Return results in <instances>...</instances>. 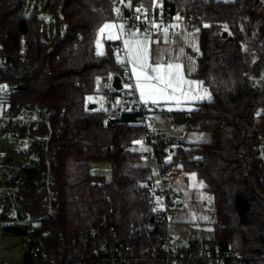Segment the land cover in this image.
Wrapping results in <instances>:
<instances>
[{
    "label": "trees",
    "instance_id": "1",
    "mask_svg": "<svg viewBox=\"0 0 264 264\" xmlns=\"http://www.w3.org/2000/svg\"><path fill=\"white\" fill-rule=\"evenodd\" d=\"M131 1L140 9L155 5V0ZM28 3L0 0V43L7 55L0 84L12 87L6 94L12 106L40 105L55 112V123L62 122L53 141L60 203L55 220L41 218L42 198L32 186L37 169L21 170L27 185L21 200L26 213L38 217L30 236L39 259L46 254V260L71 264L81 255L72 240L96 230L97 238H87L88 250L108 246L115 256L117 247H130L126 253L140 259L123 264H165L158 236L165 226L149 230L152 219L158 220L153 174L134 165L146 155L133 150L142 142L143 116L127 104L121 117L106 125L105 112L91 110L86 101L95 94L98 78L122 74L119 44L104 41L103 55H98L99 30L114 20L113 6L108 0H43L29 12ZM173 5L200 16V50L192 56L195 77L210 96L186 114L184 128L212 132L213 139L192 146L176 141L157 159L165 168L195 174V184L213 194L217 222L209 243L214 248L236 251L243 259L239 264H264V167L255 150L264 135V114L258 120L255 114L264 107V0H174ZM97 162L112 163L111 179L92 172ZM73 264L122 262L113 257Z\"/></svg>",
    "mask_w": 264,
    "mask_h": 264
},
{
    "label": "built area",
    "instance_id": "2",
    "mask_svg": "<svg viewBox=\"0 0 264 264\" xmlns=\"http://www.w3.org/2000/svg\"><path fill=\"white\" fill-rule=\"evenodd\" d=\"M108 1L113 8L119 3V0ZM165 4H168V6L166 7ZM173 4L174 0H155L152 10L138 8L139 11H133L123 8L122 20H116V22L121 23L127 31L138 30L148 35L165 33L175 38L184 32H196V25L200 20V16ZM125 11H128L129 15H126ZM117 55L122 59H127L128 55L124 46L117 45ZM6 61L7 55L4 52V45L0 43V66ZM121 69L122 74L118 76L122 85L120 91L114 87L116 76L110 74L104 79L106 84L104 94L108 102L105 111V124L111 125L116 122L128 104L134 114H142L141 124L144 127V133L141 140L144 144L153 148V155L157 159L158 152L165 154L174 146L176 141L167 138L157 127L156 122L148 117L151 108L141 100L139 92L134 87L135 77L132 76L129 62L121 64ZM127 85H133V87H126ZM3 87L0 84V136L31 139L34 141V145L39 147L38 164L33 167L37 169V176L32 180V186L35 193L42 198L41 218L46 221L55 220L60 210V203L58 191L55 188V175L52 171V160L56 152L53 148V141L61 133L62 122L55 123V112L40 105L33 108L12 106L7 95L4 98L1 97ZM161 112V108L155 110V113ZM255 114L256 120H258L259 116L264 114V107L258 108ZM255 150L264 167V135L260 138ZM15 157L16 155L10 151L0 149V221L3 219H19V216L23 218V212H26L25 204L21 200L22 193L27 190L26 178L23 172H16L11 169ZM157 160L160 170V187L157 188V202L153 206V211L158 220L156 221V217H154V221L149 224V230L153 232L159 228V225L165 226V229L158 235L162 240V258L165 264H177L179 261H196L199 264H239L243 259L234 250L223 247L214 248L206 241H197L193 247L184 250L174 241L169 227L171 215L179 209L180 203L177 193L172 189V184L183 178L185 173L175 166L165 168L163 163L159 159ZM201 161L203 160L201 159ZM155 183L154 181L153 184ZM208 208L215 210L214 205ZM19 226L27 231L26 235L21 234L20 236V248L23 255L19 261H10L5 260L0 254V264H57L54 258L46 260V254H43L44 259H39L40 249L34 247L30 231L23 225ZM88 237L97 238V231L81 233L72 240L75 249L81 248V255L80 258L72 260L71 264L94 258L112 260L114 257L118 258L122 264L140 259V257L126 253L129 252L130 247H117L115 256L113 255L114 250L108 246L88 250Z\"/></svg>",
    "mask_w": 264,
    "mask_h": 264
},
{
    "label": "crops",
    "instance_id": "3",
    "mask_svg": "<svg viewBox=\"0 0 264 264\" xmlns=\"http://www.w3.org/2000/svg\"><path fill=\"white\" fill-rule=\"evenodd\" d=\"M116 20L122 19L115 15L114 20H112L120 36L119 40L114 44H119L125 47V40L144 41L145 46L148 49L149 62H152L153 65L157 60H161L165 64L172 63L174 65H183L186 63L187 74L191 77H195L196 65L192 54L198 53L200 50V39L196 32H184L175 38L170 37L165 33L148 35L140 31H127L124 29L123 25L121 23H117ZM198 82L200 83L198 85H194V89L189 91L192 96L191 100L179 103L174 102L166 106L164 104V110L162 109L161 113H154L153 115L156 120L157 127L164 135H166L167 138L175 141L181 140L188 146L209 143L213 139L212 132L190 131L185 129L184 125L177 126L174 124V119L178 115L186 117V114L196 110L202 102L196 97V95L201 93L203 95L204 92L202 81L198 79ZM150 103L151 101H149L147 105ZM174 113H178V115L174 117ZM133 150L138 153L146 154L141 161L135 163L134 165L149 168L152 171L154 181L156 182L154 185L156 189L159 188V162L157 159H152L153 148L143 142H139L133 146ZM97 163L100 164H97V166H103L104 168H100V171L92 170V172L96 175L106 176L105 170L108 172L111 170V173L109 172L107 174L109 176L111 174L112 178V163ZM111 178L107 177V179ZM172 189L177 193L180 203L179 209L171 215V223L169 227L174 241L182 247L189 245L190 242L212 241L215 238L213 226L217 222V215L215 210H210L208 207L214 205L213 194L204 188L197 186L190 175H185L183 178L173 182ZM3 241L4 240H0V246L2 247L5 246V243H2ZM10 256L16 257V254H12ZM3 258L8 260L5 257Z\"/></svg>",
    "mask_w": 264,
    "mask_h": 264
},
{
    "label": "rangeland",
    "instance_id": "4",
    "mask_svg": "<svg viewBox=\"0 0 264 264\" xmlns=\"http://www.w3.org/2000/svg\"><path fill=\"white\" fill-rule=\"evenodd\" d=\"M43 0H29L28 3V8H29V12H33L35 8H40L41 7V3ZM126 8L129 10H137L138 7L135 6L131 0H119V3L115 6L114 8V14L118 17L121 18L123 17L122 14V9ZM47 16V19H50L51 16L50 15H45ZM106 24H112L114 25V23L112 21L106 23ZM112 36V39H109V36ZM119 33L116 27H113L111 29H106L105 32L103 34L99 33V51H103V45H104V41H111L113 43H116L119 40ZM117 54V53H116ZM118 58V62L120 64H123L124 62H129L128 61V56L127 59H122L120 57ZM123 60L124 62L121 63L120 61ZM151 64H153L152 62H149ZM130 64V63H129ZM186 63L181 65V71L184 75V78L186 80L189 81H197L198 79H196V77H191L189 74H187V68H186ZM189 69V68H188ZM11 86H4L3 89L1 90V97H5V95L7 94V92L11 91ZM106 88V84L104 83V80L102 78H98L97 82H96V92L94 95L88 96L86 101L88 104H94L97 105L98 110L105 112L107 110L108 107V102L105 98V91ZM196 88V87H195ZM194 89V85L192 86V89ZM188 86L185 85L184 86V93H186V95H181L180 93H177L176 95L178 97H180L179 102H184V101H188L191 100V93L189 91ZM196 97H199L197 99H200L201 101L203 100H208L210 99L209 94L204 91L203 95L202 93L199 95H196ZM91 98V99H89ZM194 101V100H193ZM177 103V101L175 100H169V101H160L158 104H154V103H150L148 104V106L151 108V111L149 114V118L153 119L155 122V118L153 117L155 110L157 108H161L163 109V105H169L172 103ZM164 110V109H163ZM190 131H194V130H190ZM177 141H181V140H177ZM0 149H6L8 151H10L11 153L15 154L16 157L14 158L12 164H11V169L13 171H21L24 168H33L38 164V160H39V147L34 145V141L31 139H27V138H22V137H13V136H0ZM171 156L169 154L164 155L163 160L164 161H170ZM153 160H156V156H152ZM96 163L92 166V170L94 171H100V168H104L103 166H97ZM100 165V164H99ZM106 172V176L109 178H111V174L110 176L107 173H111V170H109V172L107 170H105ZM1 217V215H0ZM34 222H38V217H33L28 215L26 212H23V218L22 220L19 219H3L0 221V240H4L2 243H5V246H0V254L7 258L8 260L11 261H19L23 255V252L20 248L21 245V237L17 236V235H11V236H5L4 235V228L8 227V226H19V225H29V231L31 232V230L34 228L35 224ZM1 243V242H0ZM12 254H16V257H11L10 255Z\"/></svg>",
    "mask_w": 264,
    "mask_h": 264
},
{
    "label": "snow or ice",
    "instance_id": "5",
    "mask_svg": "<svg viewBox=\"0 0 264 264\" xmlns=\"http://www.w3.org/2000/svg\"><path fill=\"white\" fill-rule=\"evenodd\" d=\"M113 27L115 25L105 24L99 31L103 34L106 29ZM108 38L112 39L113 37L110 35ZM99 43L98 40L97 44L99 45ZM124 44L127 49L129 63L131 64V73L135 77L134 87L139 92L140 98L144 103L147 104L151 101L154 104H158L160 101L169 100H175L179 103L180 97L176 94L186 95L184 93L185 85L191 90L193 85L200 83L186 80L179 64H165L161 60H157L154 65L149 63L148 49L144 41L125 40ZM98 55H103V52L98 51ZM120 62L123 63L124 61L121 60ZM126 87H133V85H127ZM192 179H196L195 174H193Z\"/></svg>",
    "mask_w": 264,
    "mask_h": 264
},
{
    "label": "water",
    "instance_id": "6",
    "mask_svg": "<svg viewBox=\"0 0 264 264\" xmlns=\"http://www.w3.org/2000/svg\"><path fill=\"white\" fill-rule=\"evenodd\" d=\"M125 14L126 15H129L128 11H125ZM224 38H227L228 37V34L225 33L224 35ZM114 47H116V44L113 45ZM114 87L116 88V90L120 91L122 89V85H121V79L116 76L114 78ZM96 105L92 104L89 106V108L92 110V109H96ZM188 122V118L183 116V115H178L175 119H174V124L177 125V126H183L185 125L186 123ZM22 217L19 216V220H21ZM152 221H154V218L152 219ZM4 234L5 235H14V234H23V235H26L27 234V231L21 227V226H9V227H6L4 229Z\"/></svg>",
    "mask_w": 264,
    "mask_h": 264
}]
</instances>
